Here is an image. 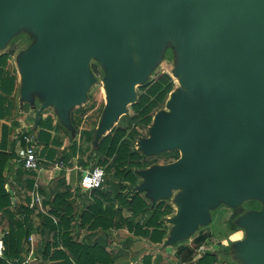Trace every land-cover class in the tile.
Listing matches in <instances>:
<instances>
[{
  "label": "rangeland",
  "instance_id": "1",
  "mask_svg": "<svg viewBox=\"0 0 264 264\" xmlns=\"http://www.w3.org/2000/svg\"><path fill=\"white\" fill-rule=\"evenodd\" d=\"M153 1L127 0L125 13L117 16L116 23L112 25V33L125 48L129 63L130 81L121 98L118 97L120 86L116 69L100 48L92 46L83 61V83L79 88L72 75L67 71L61 74L59 67L49 62L48 55L39 56L42 47L54 39L59 16L57 4L35 6L31 2L27 3L22 16L12 21L8 32L0 39V55L8 54L4 67L16 74L20 82L16 92V111L6 122L11 130L22 128V134L27 132V127L33 126L30 129H34L32 135L38 134L43 125L47 126L52 134L51 143L55 140L52 145L57 147L54 148L56 153L53 158L60 156V150L65 149L67 152L63 158L72 168L69 171L71 190L65 192L72 193V200L76 201L79 194L84 203L102 200L104 194L111 193L107 189L113 190L112 183L115 180L117 189L123 193L115 205H124L123 219L117 220L121 228L128 227V232H121L125 239L133 237V233L144 237L148 234L149 239L150 234L154 236L153 239L159 233L163 234V217L170 207L173 211L175 207L178 213L183 207L182 217L187 218L192 195L191 183L187 179L170 180L161 172L175 168L189 158V148L196 141V136L166 141L162 138L165 126H176L186 120V115L180 109L183 103L191 102L197 105L199 111H206L209 102V96L204 91L206 85H197L191 79V67L210 62L221 31L215 17L195 37L193 22L196 0H186L181 13L174 14L166 21L164 27H167V33L158 37L161 19L150 42L148 10ZM131 5L130 14L121 22L120 36L123 43L117 33L119 19L128 14ZM139 19L141 29L143 27V42L138 46L134 26L128 29L127 26L129 22ZM140 55L144 56L143 63ZM163 74H168L171 79L162 77ZM159 79L164 81L162 91L150 97V103L138 116L139 113L132 110L131 104L139 100L142 86ZM135 114L138 116L136 119L133 118ZM117 126L127 129V134L119 144L125 140L134 143L145 160L140 165L127 166L116 177L112 175L109 181L105 178V190H83L80 184L82 171L74 167L77 165L89 169L101 165L106 170V164L100 159L109 147H105L103 139ZM177 150L178 159L175 158ZM217 150L220 155L212 163L213 170L206 176L205 202L198 215L202 221L199 224L196 218L192 231H198V225L210 226L213 221L212 227L207 229L213 237L210 241L213 248L228 255L249 252L264 256V187L252 185L242 191L232 187L237 180L235 169L249 165L245 158L253 153L254 144L237 142L234 147L221 146ZM153 160L158 161L152 163ZM110 196L114 198V192ZM3 222L4 217L0 215V237L5 241L9 228ZM150 242L154 241L151 239ZM60 249L61 246L58 247ZM5 252L1 258H5ZM129 258L121 257L117 262L128 264ZM10 261L7 260L8 264ZM43 263L51 264L49 260Z\"/></svg>",
  "mask_w": 264,
  "mask_h": 264
},
{
  "label": "water",
  "instance_id": "2",
  "mask_svg": "<svg viewBox=\"0 0 264 264\" xmlns=\"http://www.w3.org/2000/svg\"><path fill=\"white\" fill-rule=\"evenodd\" d=\"M181 0H154L148 10L149 40L163 16ZM35 6L57 4L59 16L54 39L42 47L39 56L75 78L77 88L83 83L81 66L91 47L100 48L112 61L120 86L118 97L125 95L129 76L126 50L112 33L117 16L125 13L127 0H0V39L13 20L22 16L27 3ZM219 17L226 22L223 32L226 46L218 51L215 65L191 67L192 80L210 87L206 111L196 104L180 106L186 120L165 126L163 141L186 139L195 135L189 158L161 174L177 181L187 179L192 185L187 219L200 214L205 202L206 176L214 168L218 147H234L237 142L254 144L245 160L248 166L236 168L232 187L242 191L249 186L264 187V0H196L193 34L196 37L211 21ZM13 193V191L11 190Z\"/></svg>",
  "mask_w": 264,
  "mask_h": 264
},
{
  "label": "trees",
  "instance_id": "3",
  "mask_svg": "<svg viewBox=\"0 0 264 264\" xmlns=\"http://www.w3.org/2000/svg\"><path fill=\"white\" fill-rule=\"evenodd\" d=\"M7 59L8 54L3 53L0 55V215L7 220L9 228L8 235L5 238L7 246L5 258L0 257V264H8L7 260L24 259L28 256L31 249L29 238L34 233H38L40 236V240L33 243L32 246L39 260H49L51 264H111L113 262L111 254L99 243L89 244L85 241L74 240L72 236L73 207L69 203L67 194L57 195L55 198V202L58 204L56 206L57 210L51 209L45 213L39 207H29L31 196L26 197L27 202L23 205H17L14 201L16 194L11 192L14 189V185L9 180L8 172L12 168V160L18 155L15 147L10 149L11 127L6 122V119L11 118L16 111V92L19 82L16 74L5 69L4 65ZM162 77L171 79L168 74H163ZM163 82L159 79L142 86L139 100L131 104L132 110L136 111L137 114L139 113L138 116L143 113L146 105L150 103V97L162 89ZM138 116L135 114L133 118L136 119ZM33 131L34 129L27 130L23 134L20 132L17 136L21 141L25 142L24 136L31 134ZM126 134V128L117 126L103 139L105 147L109 148L107 152L103 153V156L101 155L100 160L107 166L106 178L108 181L112 179V175L116 177L127 166L140 165L142 160H145V158L141 157L134 143L125 140L119 144ZM51 140L52 134L47 126L43 125L40 127L35 141L36 143L44 144L42 153H46L45 155L55 159L53 157L56 150L49 147ZM175 153V158L178 159V150ZM157 161L153 160L152 163ZM17 174L22 176L23 170L19 168ZM31 174L35 176L34 173ZM28 183L32 189L34 182L29 180ZM112 185L114 188L109 192H114L115 197L112 198L110 196L111 193L108 195L104 194L102 200L92 201L82 215L85 221L84 224L93 220L90 225L91 229H96L100 226H103V229H107L114 225L117 228L121 227L118 221L116 222L115 220L116 218L123 219L124 205L117 207L115 201L122 198L123 193L117 189L115 180ZM126 202L131 203L129 201ZM173 212V208L170 207L165 215H170ZM36 218L38 219L37 223ZM51 235H53L52 238L50 237ZM209 236L210 234L206 230L200 231L195 235L191 243L180 245L177 253L185 261L193 259L198 251L205 246ZM153 237L150 234L152 241H162L163 234L159 233L155 239ZM59 246L62 249L58 250ZM55 247L57 249L53 251ZM216 260L217 254L206 251L196 264H213Z\"/></svg>",
  "mask_w": 264,
  "mask_h": 264
},
{
  "label": "crops",
  "instance_id": "4",
  "mask_svg": "<svg viewBox=\"0 0 264 264\" xmlns=\"http://www.w3.org/2000/svg\"><path fill=\"white\" fill-rule=\"evenodd\" d=\"M31 128H33V126L27 127V130H30ZM21 130L23 129L19 127L18 130H11L9 138L10 149H14L15 147L16 153L18 155V157L12 160V168L8 173L9 180L14 185V189H12L13 194H16V196L14 197V201L17 205H23L27 202V196H31V198H33L36 192H38L42 202V208L46 212L51 209L57 210L56 206L58 204L57 202H55L56 196L59 194H66L65 191L70 189L69 171H71L72 168L69 167L67 160L63 158L65 155H67V152L65 151V149L63 151L60 150V156L52 159L51 157L45 155V153H42L44 144L36 143L35 141L34 148L37 150L40 156L41 170L40 172L26 170L23 165L22 157L27 144L21 141V139L17 136V131L21 132ZM28 135H31L34 138L37 137V134ZM49 147H52L53 149L57 148L56 146H53L52 143H50ZM70 155H72V153ZM19 157H21V160ZM59 160H64L65 165L68 167H66L65 169L54 168V164ZM19 168L23 170L22 176H19L17 174V170ZM74 168L79 169V166L76 165ZM31 173H34L35 176ZM29 180H32L34 182V186L32 189L29 187ZM35 184H37L38 186L36 187ZM107 190L110 191L109 189ZM67 195L69 203L73 207L74 218L72 220V236L74 240L85 241L89 244L99 243L111 254V257L113 259V262L111 264H119L117 260L121 257L126 256H130V262L128 264H196L198 259H200L206 251H211L214 254H217V260L213 264H264V256H257L249 252H233L228 255L223 253V251H218L217 248H213L212 242H210L213 239L211 235L209 236L205 246H203L202 249L198 251L197 255L193 259L188 261L183 260L182 256L177 253L179 246L182 244L191 243L195 235H197V233L202 230H206L208 232L207 229L209 227H212L211 225L213 224V221L210 222V226L209 224L205 225L206 227H200V225H198L199 230L193 232V225H195V219L198 218V216L190 224L187 218L184 219L182 217L183 210L182 213L179 214L174 206V212L163 217L165 226L163 238L162 241H157L155 244L154 242H150L151 239L148 238V234H146V237H144L142 234L133 233V237H127L126 239L123 238L121 232L123 230L128 232V227H120L117 229L116 225H114L113 227L111 226L107 229H103V226H100L96 229H91L90 225L93 220L90 223L84 224L85 221L84 218H82L81 214L83 211L87 210L88 206L92 202L88 201L87 203H84L82 199L83 197L80 196V194L76 201L72 200V193H69ZM116 206L118 207V205ZM45 207L47 209H45ZM171 217H174L176 226H173L172 222H170ZM37 220L38 219L36 218V223ZM115 221H118L117 218ZM199 221H201V219L198 218L196 222L201 224V222ZM3 224H6V226H8V222L6 219H4ZM146 227L147 226H145V228ZM211 233H213L212 230ZM32 235L35 237V241L33 243L40 240V236L38 235V233H34ZM52 236L53 235H51L50 237L52 238ZM241 239L244 242L247 241L243 238ZM111 244L114 245L111 246ZM116 244L118 246H116ZM121 244H124V246H121ZM31 264L44 263L36 256L35 260Z\"/></svg>",
  "mask_w": 264,
  "mask_h": 264
},
{
  "label": "built area",
  "instance_id": "5",
  "mask_svg": "<svg viewBox=\"0 0 264 264\" xmlns=\"http://www.w3.org/2000/svg\"><path fill=\"white\" fill-rule=\"evenodd\" d=\"M25 143L27 147L24 149L23 153V165L26 170L40 172V156L37 150L34 148L35 138L31 135L24 136ZM56 169H65L66 165L64 160L57 161L54 166ZM82 171L81 176V186L85 190L93 191L97 189H102L104 187L105 178H106V170L101 165H96L93 168L83 169L79 167ZM37 187L38 185L35 184ZM30 208L39 207L44 213L46 212L42 207V202L40 199V195L38 192L31 198ZM8 233V232H7ZM35 241V237L32 235L29 238V242L31 244V249L24 259H13L9 262V264H31L35 260V252L32 248L33 242ZM6 251L5 241L4 238H0V256H3L4 252Z\"/></svg>",
  "mask_w": 264,
  "mask_h": 264
},
{
  "label": "bare ground",
  "instance_id": "6",
  "mask_svg": "<svg viewBox=\"0 0 264 264\" xmlns=\"http://www.w3.org/2000/svg\"><path fill=\"white\" fill-rule=\"evenodd\" d=\"M185 1L186 0H182V1H180V5H178V6H176V7H174V9L173 10H171V11H169V12H167L164 16H163V18H162V21H161V24H160V31H159V35H158V37L160 36V35H164V34H166L167 33V31H168V29H167V27H164V25H165V23H166V21L171 17V16H173L174 14H176V13H181V9L182 8H184L185 7ZM135 2V1H134ZM133 2V3H134ZM133 3H132V5H133ZM132 5H131V8H130V10H129V12H128V14L125 16V17H123V18H120L119 19V26H118V29H117V33H118V35L120 36V28H121V22H122V20L124 19V20H126L125 18L130 14V12H131V10H132ZM216 21V24L219 26V29L221 28V31L219 32V42H218V44L213 48V51H212V54H211V59H210V62H208V63H206V64H202V65H215V64H217V61H218V51L220 50V48H222L223 46H226L227 45V42H228V38H227V36L225 35V33L223 32V30H225V27H226V22L223 20V19H221V18H219V17H217L216 19H215ZM135 22H129V26H127V29L130 27V26H134V28H135V32H136V35H137V40H138V46L143 42V27H142V29H141V21H140V19L139 20H134ZM164 27V28H163ZM127 33V31L125 32V34ZM120 38H121V36H120ZM121 40H122V38H121ZM122 42L123 43H125L123 40H122ZM127 45V44H126ZM128 46V45H127ZM254 47H257V48H261V47H264V45L263 44H261L260 42H256V43H254ZM143 48H144V45H143ZM129 50H130V48H129ZM129 56H130V51H129ZM141 56V62L143 63L144 62V56L143 55H140ZM130 59H131V57H130ZM131 62H132V60H131ZM133 64V63H132ZM199 66H201V65H199ZM193 77H191V79H192ZM205 95H207V96H209L210 95V87L209 86H206L205 87ZM182 210H183V207H182ZM182 210L180 211V213L179 214H181L182 213ZM209 214V213H208ZM181 217V216H180ZM178 218V217H177ZM210 218V217H209ZM202 221V220H201ZM170 222H172V224H173V226H176V221L174 220V219H172V220H170ZM200 222V221H199ZM203 222H204V220H203ZM174 232V231H173ZM172 238V237H171ZM185 240V239H184Z\"/></svg>",
  "mask_w": 264,
  "mask_h": 264
}]
</instances>
